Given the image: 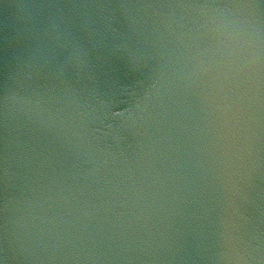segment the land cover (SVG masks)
<instances>
[{
	"label": "water",
	"instance_id": "95a60500",
	"mask_svg": "<svg viewBox=\"0 0 264 264\" xmlns=\"http://www.w3.org/2000/svg\"><path fill=\"white\" fill-rule=\"evenodd\" d=\"M0 264H264V0H0Z\"/></svg>",
	"mask_w": 264,
	"mask_h": 264
}]
</instances>
